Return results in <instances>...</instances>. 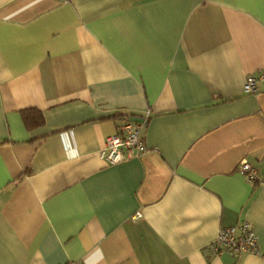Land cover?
Segmentation results:
<instances>
[{
  "label": "crops",
  "instance_id": "1",
  "mask_svg": "<svg viewBox=\"0 0 264 264\" xmlns=\"http://www.w3.org/2000/svg\"><path fill=\"white\" fill-rule=\"evenodd\" d=\"M263 70L264 0H0V264H264ZM245 221L257 255L205 254Z\"/></svg>",
  "mask_w": 264,
  "mask_h": 264
},
{
  "label": "built area",
  "instance_id": "2",
  "mask_svg": "<svg viewBox=\"0 0 264 264\" xmlns=\"http://www.w3.org/2000/svg\"><path fill=\"white\" fill-rule=\"evenodd\" d=\"M60 3H68L71 0H58ZM264 83V70L257 75H250L246 80L243 92L253 94ZM142 122L124 121L118 127L115 134L106 138L104 147L99 152V157L110 165H115L126 160L139 158L149 151L143 138V130L147 128L150 113L147 112ZM239 172L249 184H261L263 179L258 170L249 162L243 161L239 166ZM208 257H218L222 254H230L239 257L243 253L257 255L259 253L258 236L253 227L247 221L228 227H222L215 240L209 243L204 250ZM67 264H80L70 262Z\"/></svg>",
  "mask_w": 264,
  "mask_h": 264
},
{
  "label": "trees",
  "instance_id": "3",
  "mask_svg": "<svg viewBox=\"0 0 264 264\" xmlns=\"http://www.w3.org/2000/svg\"><path fill=\"white\" fill-rule=\"evenodd\" d=\"M116 116L121 117L125 121V120H129V118L132 115H130V114L129 115L128 114H121L120 115L119 114ZM22 117H23L24 123L28 129H35L37 127L42 126L44 123L43 114L40 111L35 110V109H31V110L23 112Z\"/></svg>",
  "mask_w": 264,
  "mask_h": 264
},
{
  "label": "water",
  "instance_id": "4",
  "mask_svg": "<svg viewBox=\"0 0 264 264\" xmlns=\"http://www.w3.org/2000/svg\"><path fill=\"white\" fill-rule=\"evenodd\" d=\"M130 121H133V122H142L143 119L142 118H139V117H132V118H130Z\"/></svg>",
  "mask_w": 264,
  "mask_h": 264
}]
</instances>
